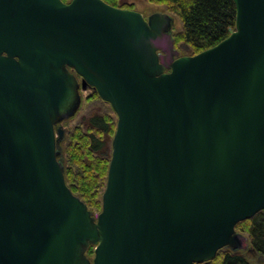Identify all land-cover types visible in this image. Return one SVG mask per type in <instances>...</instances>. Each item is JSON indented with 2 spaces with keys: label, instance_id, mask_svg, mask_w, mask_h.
I'll use <instances>...</instances> for the list:
<instances>
[{
  "label": "water",
  "instance_id": "95a60500",
  "mask_svg": "<svg viewBox=\"0 0 264 264\" xmlns=\"http://www.w3.org/2000/svg\"><path fill=\"white\" fill-rule=\"evenodd\" d=\"M181 55L173 16L0 0V264H197L264 210V0ZM93 88L117 115L102 209L67 184L57 124ZM94 245V256L86 250Z\"/></svg>",
  "mask_w": 264,
  "mask_h": 264
},
{
  "label": "trees",
  "instance_id": "16d2710c",
  "mask_svg": "<svg viewBox=\"0 0 264 264\" xmlns=\"http://www.w3.org/2000/svg\"><path fill=\"white\" fill-rule=\"evenodd\" d=\"M104 1L120 6L117 0ZM148 1L165 6L172 16L180 19L182 29L173 35L175 46L187 45L192 51L190 55L215 46L236 28L237 9L234 0ZM98 97L95 90L92 99ZM116 122L112 117L100 113L84 116L81 125L69 134L70 140L66 147L68 161L60 160L64 166L67 184L93 212L102 209V194L107 182ZM82 124H86V130H83ZM59 147L58 144V149ZM236 230L248 236L253 252L226 247L219 250L213 260L197 264H253L251 255L264 257V210L239 222ZM86 255L89 258L94 256V245L88 247Z\"/></svg>",
  "mask_w": 264,
  "mask_h": 264
},
{
  "label": "rangeland",
  "instance_id": "374dc122",
  "mask_svg": "<svg viewBox=\"0 0 264 264\" xmlns=\"http://www.w3.org/2000/svg\"><path fill=\"white\" fill-rule=\"evenodd\" d=\"M119 7L134 9L140 11L144 16H148L153 12H168L165 6L158 5L149 2L148 0H117ZM169 13V12H168ZM174 23L172 28L173 35L177 34L182 29V23L177 16H173ZM176 48L180 51L181 55H190L192 53L191 49L184 44L176 45ZM95 90L93 88H88L86 90H81L82 103L77 111V113L67 119L62 120L57 124V129L61 128L63 130V135L59 140V149L61 151V156L59 159L63 162L68 161V154L66 152L67 144L69 143V134H71L78 126L81 125L82 118L88 117L94 113H100L106 116L112 117L115 121L117 120V115L114 112L112 106L104 101L100 96L96 99H92ZM86 124H82L83 130H86ZM112 145V144H111ZM112 147V146H111ZM112 149V148H111ZM101 211V210H100ZM96 211L94 213H97ZM251 261L253 264H264V257L257 255H251Z\"/></svg>",
  "mask_w": 264,
  "mask_h": 264
},
{
  "label": "flooded vegetation",
  "instance_id": "af4514ba",
  "mask_svg": "<svg viewBox=\"0 0 264 264\" xmlns=\"http://www.w3.org/2000/svg\"><path fill=\"white\" fill-rule=\"evenodd\" d=\"M148 16H149V15H148ZM148 16H147V17H148ZM172 28H173V26H172Z\"/></svg>",
  "mask_w": 264,
  "mask_h": 264
}]
</instances>
